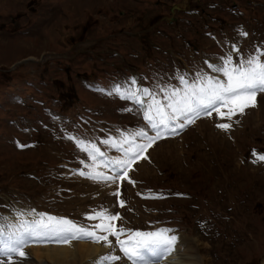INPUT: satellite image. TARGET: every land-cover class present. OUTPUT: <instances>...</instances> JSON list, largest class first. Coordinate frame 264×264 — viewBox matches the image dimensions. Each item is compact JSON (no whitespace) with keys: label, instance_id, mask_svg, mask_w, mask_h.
Listing matches in <instances>:
<instances>
[{"label":"rangeland","instance_id":"374dc122","mask_svg":"<svg viewBox=\"0 0 264 264\" xmlns=\"http://www.w3.org/2000/svg\"><path fill=\"white\" fill-rule=\"evenodd\" d=\"M205 23L227 30L225 36H237V26L248 24L250 38L238 35L246 51L255 41L264 47V0H0V217L31 221L36 217L28 213L35 210L94 225L100 221L86 216L107 209L120 215V227L155 231L167 226L157 216L179 210L185 229L168 227L181 243L180 254L172 255L175 264H202L200 258L206 264H263L264 161L253 163V150L264 155V93L256 96L259 109L250 107L232 120L202 116L185 127L183 138L161 136L134 158L125 180L93 181L73 169L89 170L92 162L69 138L72 132L113 158L123 154L100 141L119 140L135 125L156 133L130 103L92 91L109 85L104 70L142 66L167 49L192 63L197 50L186 39L200 52L214 46ZM81 74L87 79L79 80ZM220 123L231 128H218ZM97 170L110 175L102 166ZM152 184L191 194L153 201L150 209L144 199L160 194ZM26 245L27 258L13 255L12 264H53L35 259L31 245L37 243ZM92 245L98 250L81 258L73 250L77 264H96L105 255L103 241ZM0 264H9L8 256L0 255Z\"/></svg>","mask_w":264,"mask_h":264},{"label":"snow or ice","instance_id":"6c2138e0","mask_svg":"<svg viewBox=\"0 0 264 264\" xmlns=\"http://www.w3.org/2000/svg\"><path fill=\"white\" fill-rule=\"evenodd\" d=\"M241 35H247L241 32ZM232 51L239 49L232 45ZM219 65L208 64V67L223 78L208 73L198 72L192 81L185 75L178 77L182 87L159 88L163 93L162 98L157 92L149 88L133 87L136 81L133 79L129 86L113 85V92L120 95L121 99L131 100L134 104L144 109V119L151 130L156 132L150 136L144 129L134 133H121L119 140L109 137L100 141L123 153V158L107 156L97 147L95 142L76 140L81 151L87 153L91 164L86 165L89 171H79V175L93 181L115 183L117 179L128 178L127 169L132 167L134 158L151 147L162 133H175L182 130L188 124L195 123L201 116H212L216 113L221 118L232 120L236 115H242L245 110L256 106L257 93H264V47H258L254 54L247 58L234 60L231 54L221 58ZM207 63V62H206ZM149 97V100H145ZM227 109V111H222ZM218 128L228 130L230 123L217 124ZM75 139L74 137H69ZM137 138H143L148 143H136ZM23 147V146H22ZM255 159L253 163L264 161V155L257 154L253 150ZM108 169L113 175L98 171L100 167ZM123 172V175H121ZM119 196L120 192L113 193ZM120 206L125 202L120 200ZM23 217V213H17ZM28 215L36 218L31 221L20 219L18 223H7V218L0 217V255L9 258L12 264L13 255L27 258L23 250L30 240L35 242L69 243L72 240H90L94 243L104 242L111 250L113 243L109 237H115L119 251L123 253L131 264H154L174 250L177 237L170 235L172 229L160 228L155 231H133L120 227L116 221L122 219L120 215L111 214L107 209L95 211L87 215L88 220H99L94 225H82L66 217H57L47 213H36L32 210ZM103 233V234H101ZM126 236V239H121ZM121 256L107 253L99 257L96 264H111L120 261Z\"/></svg>","mask_w":264,"mask_h":264},{"label":"bare ground","instance_id":"6f19581e","mask_svg":"<svg viewBox=\"0 0 264 264\" xmlns=\"http://www.w3.org/2000/svg\"><path fill=\"white\" fill-rule=\"evenodd\" d=\"M144 99L146 100L147 97H145ZM24 217H27L26 213H24ZM10 223L15 224V222H12V221H10ZM176 237H177V240L174 244V250L171 253L164 256L163 258H161L160 260L155 261L154 263H157V264H175L176 263V261H171L175 258V257L172 258L173 254H176V255L180 254L179 250H180L181 243L179 241L178 236H176ZM83 240L84 239L74 240V241L72 240V243L71 242L68 243V244H70L71 247L65 246V245H60V246L42 245V246H40L39 245L40 242H35V241H31V240L28 243L34 242V243L38 244V245H31V247L34 249L35 259L39 262H43L44 258H45L46 262H51L53 264H77V262H78L77 259L81 258L86 251H90L93 253V251H95V249L98 250L97 246L92 245V242L87 243ZM110 240L113 243V248L110 250L109 247H107V251H106V248L102 247L105 250L104 252H106L105 254L110 253V251H111L112 254L121 256V260L113 262L114 264H116V263H118V264H131L130 261H128L125 257H123V253H121L119 251L118 245H116V243H115L116 241L114 240V237L110 236ZM68 247H70V248H68ZM73 250H75V255H77L79 258L77 256L75 258L72 256ZM94 253H96V252H94ZM200 260H201L202 264H206V260L202 261L201 258H200ZM27 264H31V263L28 262ZM263 264H264V262H263Z\"/></svg>","mask_w":264,"mask_h":264}]
</instances>
